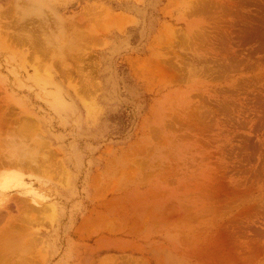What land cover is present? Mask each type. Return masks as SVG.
I'll list each match as a JSON object with an SVG mask.
<instances>
[{
  "label": "rangeland",
  "instance_id": "rangeland-1",
  "mask_svg": "<svg viewBox=\"0 0 264 264\" xmlns=\"http://www.w3.org/2000/svg\"><path fill=\"white\" fill-rule=\"evenodd\" d=\"M190 1L0 0V264H264V178L200 131Z\"/></svg>",
  "mask_w": 264,
  "mask_h": 264
},
{
  "label": "bare ground",
  "instance_id": "bare-ground-1",
  "mask_svg": "<svg viewBox=\"0 0 264 264\" xmlns=\"http://www.w3.org/2000/svg\"><path fill=\"white\" fill-rule=\"evenodd\" d=\"M192 1L194 0H191L190 2ZM195 1L197 3L199 2L196 7L194 6L195 9H193L192 7L193 3L191 5H186L188 7H192L190 9H193V11L187 10V7L185 8L186 13L182 12L183 14L181 13L180 17H176V21H182L185 24V30L181 32L183 33V36L176 30V33H174L175 31L173 30V34L178 35L179 33L181 36H179L180 40L176 41H180L181 45L187 44V46H189V50L191 53L189 58L186 57V59L182 56V58H185V60H183L182 58L180 59L184 61H181L183 65H185L184 70L185 68L190 69L189 74L192 77H190L191 80H189L190 82H188V85H193L192 87L194 89L192 94L195 95V89L198 90L196 94H198L200 91L201 94H198L199 96H196V98L199 97L197 98V101L200 99L203 106L208 110V116L206 117V119L205 117H202V120L205 119V122H203L202 124L201 121L199 124H197L200 126L204 125L202 130L200 131H203L204 133H206V135L210 136V140L214 139L215 141L216 139L217 141H222V139H226L228 141L227 143H229L231 142L230 140L232 138H234V140L241 139L242 141L240 144L243 147L238 150L236 149V145V150L234 151L235 153H233V157L231 154L230 158L236 159V162L237 160L241 161L242 159L243 163H241L242 161H239L241 165L246 161H248L247 165L250 167L256 165V168L254 169L255 171L253 173V178L254 180L261 181L264 178V138L262 141L255 143L253 140H247L246 137L248 135L257 138L264 137V0ZM199 4H202V6L200 7ZM185 9L183 10L185 11ZM195 15H203L204 18H201L202 16H198L197 19H201L198 21L197 19L195 20L192 18ZM260 19H262L263 26L259 27L258 29H254L253 27L249 28V26H247L250 23L252 24L253 22H259ZM177 30H179V28ZM242 30L246 33V36H241V39L240 34ZM244 32L242 33L243 35H245ZM167 37L170 39L169 36ZM252 40H257V45L247 47L243 44L251 43ZM181 48L183 47L181 46ZM183 84L185 85V83ZM214 86L218 87L213 88ZM181 92L186 93L185 90ZM184 101L188 102L187 100ZM190 126H185V128H190ZM187 131L189 132V130ZM191 131L193 130L191 129ZM246 131L248 132L247 134ZM203 132L202 134H200L203 135ZM189 134L190 133H188V135ZM248 147L252 154H249L250 156L247 160L244 157L243 151ZM228 154L230 156V153ZM7 167L16 168L18 167V163L4 164L0 161V169ZM236 167L238 168L237 165ZM253 208L256 209V207ZM1 239L2 236L0 237V242H2ZM3 239L5 240V238ZM1 251L2 250H0V252ZM1 255L4 256V254ZM1 258L2 256L0 257V259Z\"/></svg>",
  "mask_w": 264,
  "mask_h": 264
}]
</instances>
